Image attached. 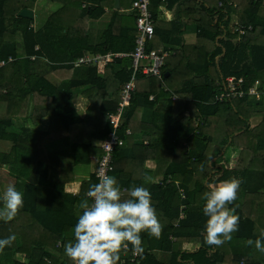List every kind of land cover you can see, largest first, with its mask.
Segmentation results:
<instances>
[{
  "label": "trees",
  "instance_id": "16d2710c",
  "mask_svg": "<svg viewBox=\"0 0 264 264\" xmlns=\"http://www.w3.org/2000/svg\"><path fill=\"white\" fill-rule=\"evenodd\" d=\"M51 1L63 2L64 6L35 33L31 27L33 19L22 17L20 13L24 8H33L36 0H0V61L10 62L0 68V138L14 143L9 153H0V171L3 166H9L24 201L13 220L0 221V239L14 235L15 239L6 250L24 253L28 258L27 262L15 260L13 264H73L65 255L64 245L69 241L63 236L72 231L74 220H77L68 210L69 205L61 207L48 203L40 207L37 188L30 194V183L37 182L30 179V174L37 177L48 174L49 169L58 165L59 159L48 155L37 129L30 126L14 129L15 118L23 115L22 112L26 114L21 110L22 104H26L30 95L53 98L58 92L57 81L63 73L67 75L69 82L64 92L67 103L59 104L55 100L50 107L55 109L54 117L73 139L75 163L79 164L85 161L82 150L91 146L90 142L80 141L79 136L91 131V140L107 137L112 129L108 115L117 109L123 87L133 74L130 58L118 60L119 68L103 63L75 68L72 62L88 51L103 54L133 51L137 35L135 15L121 16L116 12L110 27L102 34L103 41L91 45L88 22L102 17L107 2L113 0ZM176 5H183V16L189 23L196 24L197 41L194 45H183L170 60V55L167 57L163 80L138 76L132 104L119 130L125 143L115 151L112 173L121 189L143 186L150 192L158 218H162V229L158 238L147 231L141 232V247L135 250L131 244L122 247L117 264H241L243 260L249 264H263L264 253L259 251L258 256L238 253L233 250V244L245 242L249 248L257 249L255 241L264 239L261 235L264 233V0H151L150 10L157 19L160 7L174 8ZM117 19L122 22L118 28L115 27ZM177 23L180 22L159 24L155 20L156 34L148 48L165 47L172 51L167 46L177 33ZM241 24L251 25L253 29L240 37ZM37 45L39 50H36ZM33 55L49 61L56 82L28 72L31 59L35 58ZM12 66L16 70L11 74L9 68ZM167 72L169 76L166 77ZM230 76L243 78L246 90L258 84L259 99L246 95L217 102L216 96ZM164 85L169 87V92H164ZM75 89H83L81 93L91 103L85 116L68 106L76 94ZM152 94H156L157 99H151ZM173 95L179 97L178 101L172 100ZM162 101L165 108L157 106ZM140 105L156 107L153 121L158 125L148 133L149 144L166 150L164 156L167 157L160 159V163L166 166L162 179L169 176L173 179L169 184L144 182L145 175L150 176L143 171L145 160L151 158L149 147L144 156L138 158L140 144L133 136H125L124 131L133 128L132 121ZM184 108L188 114L184 113ZM42 117L43 112L29 114L33 123ZM252 117H262V122L251 128ZM32 155L37 162L30 171ZM123 160L125 162L120 165ZM230 178H237L239 189L245 191L243 200L235 199L227 205L240 218L238 231L221 246H211L204 242L207 217L202 210L203 197L211 190L210 186ZM49 180L53 191L64 190L66 180ZM91 181L90 187L99 182L96 176ZM41 182L47 183V180ZM123 195L127 198L128 193ZM182 210L185 218L181 220ZM171 236L176 239L172 240ZM185 244L197 247L189 249ZM161 252H171L169 263L159 259Z\"/></svg>",
  "mask_w": 264,
  "mask_h": 264
},
{
  "label": "crops",
  "instance_id": "0c3cea01",
  "mask_svg": "<svg viewBox=\"0 0 264 264\" xmlns=\"http://www.w3.org/2000/svg\"><path fill=\"white\" fill-rule=\"evenodd\" d=\"M133 1L134 0H119L118 3H116V0L108 1L107 2L108 4L106 6V13L100 18L90 19L87 26V34L89 35V42L91 45H97L103 41L102 34L110 27L112 18L116 12H118L117 14H120L121 16L135 15L134 11L132 10ZM63 6H64L63 2L60 1L36 0L33 8H24V9H30L33 11L34 18L31 23V27L36 33L42 30L48 23L50 17H52L53 14H55L56 12L60 11L63 8ZM83 6H85V4ZM184 13L185 10L183 9V5H176L174 8H168L167 6H162L159 8L157 19L155 18V20L157 21V23L159 22V24L178 22V21L180 22L177 23L179 25L177 29V33L172 37L173 42L167 46L169 47V49L171 48L172 51L166 50L165 47H160V49H164L170 53V56L168 57L169 60L170 58L175 56L176 50L180 49L183 45H194L197 41L198 29L196 27V24L189 23L187 17L183 16ZM121 23H122L121 20L117 19L115 27L118 28L121 25ZM39 49L40 46L37 45L36 50ZM86 54H103V53H95L88 51L84 55ZM33 56L35 58L31 59V69L29 66L28 72L37 75L38 78H40L39 76H43L45 77V79L49 81L53 80L56 82L52 70L49 66V61L46 58L38 55H33ZM117 62L112 64L116 65V67L119 68ZM112 64H105V65L108 66ZM96 65H92V66H96ZM9 70L11 71L12 74L16 70V67L12 66L11 68H9ZM13 75L15 76V74ZM167 76H169V72H167L166 77ZM57 78H60V75H57ZM158 79L163 80V78H159V77ZM140 81L141 79L138 80V82ZM68 82L69 81L67 75L63 73L62 78H60L57 81L58 92L53 95V98H51V96L49 95H44V96L42 95L40 96L38 94L30 95V97L27 98L26 104H22L21 106L22 107L21 110H24L26 114L24 115V113L22 112L21 114L23 115H21L18 118H15L14 129L18 131V129L24 126L26 127L30 126V128L32 129H37L39 131L38 137L41 140L45 150L48 151L47 152L48 155H52L53 157L59 159L57 166L55 164L53 166V169H49V172L46 171L48 174H45L42 177L41 176L37 177V175L30 174V179L36 180L38 182V183L36 182L35 185L30 183V187H31L30 194L35 192L33 188H37L36 199L39 200L40 207H42L41 205L46 206V204L48 203L61 207L62 205H64L63 207H65V205H69L67 206L68 210L78 218V215L82 211L81 209H79V203L82 199L87 198L86 193L89 190V187L92 183L91 178L93 176H96L95 173L96 165H97L98 157L102 151L101 146L103 139L93 138L91 140V136H92L91 131H88L87 133H85V135L79 136L80 141L90 142L91 146H87L85 147V149L82 150L85 161L79 164L75 163L76 160L75 150L73 147L74 141L68 135L67 130L62 126V124H60L56 119V117H54L55 109L54 108L51 109L50 107L51 104H54L55 100H57L59 104L61 103L65 104L67 96L64 92L66 90ZM82 91L83 89H75L76 94H74V97L68 103V106L69 107L72 106L75 110H77V112L81 116H85L90 108L91 103L89 99L86 97V95L81 93ZM169 91H170L169 87L167 85H164V92L167 93ZM151 96H154L157 99L156 94H152ZM171 98L174 101H178L179 99L177 95H173ZM163 102L164 101L159 102V105L157 106H159L160 108L162 107L165 108L166 106L165 103ZM140 106L141 107H139L135 112V118L132 121L133 128L131 129L128 128L131 130V134H126V130L124 131V133L125 136H130V135L133 136L134 138L133 140L136 143L140 144L138 146V152H140L138 158H142L144 156V151H146V147H149L147 151L151 154V158L145 160L144 162L145 170L143 171L149 172L151 176V183L158 185L159 181L162 180L163 178L162 171L166 167L165 165L160 163V159L164 160V158L167 157L164 156L166 150H162L161 147L160 150V148H155L149 144L148 133L152 129H157V125H158L157 122L153 121V117L155 115L154 109L156 110V107H154L153 109L152 107H147L143 105ZM127 109L126 112L129 111ZM183 111L184 113L188 114L187 109L184 108ZM31 112L33 114L43 112V117L39 122L33 123L32 119L29 118V114H31ZM261 122H262V117H252L250 119L251 128L258 126ZM94 127L95 124L93 125V128ZM134 130L137 133H135ZM123 140L125 143L124 138ZM13 145L14 143L12 141L0 138V153H9ZM31 153L32 152H30V154ZM129 154L130 153H128V155ZM35 162H37V160H34V155H32V157L30 158V171H33V167H35L36 164ZM124 162H125L124 160L121 161L120 165L123 164ZM44 172L45 170L43 169L42 173L44 174ZM42 173H40V175ZM49 178L51 180L58 178L66 180L64 190L60 189L53 191V189L49 187L50 184ZM41 180H47V183L44 182L39 183V181ZM15 182H16V177L10 174L9 166L6 165L3 166L0 171V191H2L9 183L15 184ZM123 193H128V192H123ZM64 194H67L69 197L65 198L63 196ZM244 195H245V191L242 188L241 189L238 188L236 199L241 201L243 200ZM73 200L75 201L72 203ZM89 202L91 203L90 199ZM180 219L181 220L184 219L181 217V214H180ZM74 221L77 222V220ZM159 221L160 223L162 222L161 217L159 218ZM176 226H179V224H176ZM47 238H49V236ZM63 238H65L69 242H72L73 229L72 231L66 233L63 236ZM170 238L172 240L176 239L174 236H171ZM58 242L60 244L61 240ZM233 245H234L233 250L238 253L253 254L254 256L259 255V251L257 249L249 248L248 244L245 242H235ZM184 247L186 248L189 247V249H193L197 247V245L185 244ZM251 250L253 251V253ZM1 252L4 255V258L0 259V263L2 264H13L15 260L22 262L28 261V258L24 253H17V252L15 253V251L10 249L6 250V247ZM158 257L162 262L169 263L171 260V252H161L159 253ZM7 258L8 260L11 261V263L6 262Z\"/></svg>",
  "mask_w": 264,
  "mask_h": 264
},
{
  "label": "clouds",
  "instance_id": "9594fccd",
  "mask_svg": "<svg viewBox=\"0 0 264 264\" xmlns=\"http://www.w3.org/2000/svg\"><path fill=\"white\" fill-rule=\"evenodd\" d=\"M144 182L150 183L151 177L145 175ZM239 186L237 178H230L210 186L205 193L202 210L207 217L203 233L206 244L219 247L238 231L240 218L227 205L236 199ZM86 197L79 203L82 211L73 227V240L64 245L65 255L73 264H117L122 247H141V232L160 236L162 225L145 187L132 186L125 198L116 177L101 175ZM23 204V193L9 183L0 191V221L13 220ZM14 239V235L0 239V251ZM255 246L264 253V239H257Z\"/></svg>",
  "mask_w": 264,
  "mask_h": 264
},
{
  "label": "built area",
  "instance_id": "2783aa9c",
  "mask_svg": "<svg viewBox=\"0 0 264 264\" xmlns=\"http://www.w3.org/2000/svg\"><path fill=\"white\" fill-rule=\"evenodd\" d=\"M151 0H134L132 10L136 16L137 35L135 40V49L131 52H109L107 54H86L73 61L75 67L84 65H96L98 63L112 64L119 59L130 58L132 60L131 70L132 78L128 81L122 90L121 100L117 109L108 115L112 129L107 137L102 141L103 154L99 155L96 165V176L99 180L101 175L112 176L115 170V151L118 147L124 144L123 138L119 134V130L123 125V118L126 109L132 104L133 96L137 88V79L139 75L148 77L163 78V70L166 66V59L170 53L164 49L156 50L149 49V43L153 40L156 34L155 18L150 10ZM251 25L241 24L238 28L239 34L244 35L249 30H252ZM11 60V59H10ZM8 64V60L0 61V68ZM246 95L260 97L261 93L259 85L255 84L246 90L243 84V78L230 76L224 81L220 92L216 96L217 102H224L232 98H242ZM151 99H155L154 96ZM126 134H131L130 129H126ZM172 177L160 180L169 184L172 182ZM99 183V182H98ZM128 188H122V192H128ZM184 195V190H182ZM181 217L185 218V212L182 210ZM137 250L135 254H137ZM241 264H249L244 260ZM264 264V263H263Z\"/></svg>",
  "mask_w": 264,
  "mask_h": 264
},
{
  "label": "water",
  "instance_id": "95a60500",
  "mask_svg": "<svg viewBox=\"0 0 264 264\" xmlns=\"http://www.w3.org/2000/svg\"><path fill=\"white\" fill-rule=\"evenodd\" d=\"M119 0H116V3H118ZM20 15L22 17H25V18H29V19H33L34 18V13L32 10L30 9H23L20 13Z\"/></svg>",
  "mask_w": 264,
  "mask_h": 264
},
{
  "label": "rangeland",
  "instance_id": "374dc122",
  "mask_svg": "<svg viewBox=\"0 0 264 264\" xmlns=\"http://www.w3.org/2000/svg\"><path fill=\"white\" fill-rule=\"evenodd\" d=\"M245 35V34H244ZM243 36V35H240V37ZM9 252V251H8ZM4 258V255L2 254V252L0 251V259H3ZM6 262L7 263H11L10 260H8V258L6 259Z\"/></svg>",
  "mask_w": 264,
  "mask_h": 264
}]
</instances>
